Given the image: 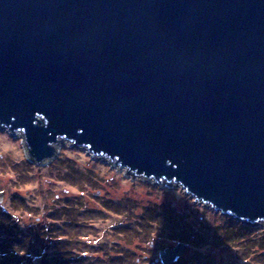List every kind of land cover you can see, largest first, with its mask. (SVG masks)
I'll return each instance as SVG.
<instances>
[{
	"label": "water",
	"instance_id": "obj_1",
	"mask_svg": "<svg viewBox=\"0 0 264 264\" xmlns=\"http://www.w3.org/2000/svg\"><path fill=\"white\" fill-rule=\"evenodd\" d=\"M0 130L264 227V0H0Z\"/></svg>",
	"mask_w": 264,
	"mask_h": 264
},
{
	"label": "rangeland",
	"instance_id": "obj_2",
	"mask_svg": "<svg viewBox=\"0 0 264 264\" xmlns=\"http://www.w3.org/2000/svg\"><path fill=\"white\" fill-rule=\"evenodd\" d=\"M16 168L10 183L37 186L9 199L31 215L11 216L17 238H0V264H159L158 252L179 243L187 246L179 264H264L263 226L235 223L176 185L131 179L70 143L42 165Z\"/></svg>",
	"mask_w": 264,
	"mask_h": 264
},
{
	"label": "clouds",
	"instance_id": "obj_3",
	"mask_svg": "<svg viewBox=\"0 0 264 264\" xmlns=\"http://www.w3.org/2000/svg\"><path fill=\"white\" fill-rule=\"evenodd\" d=\"M7 141L8 137L6 135L0 136V193L4 196L3 203H0V207L8 211L9 215L14 219H28L31 214L24 207L13 205L14 210L9 208V199L12 195L17 193L24 194L26 188H35L37 185L35 183L29 185L10 183L11 181L17 180L20 173L16 166L22 165L28 159V155L26 149L22 147L23 141H19L16 144H11L10 142L4 143ZM33 174L32 172L28 173L30 176ZM152 242L149 239L145 247Z\"/></svg>",
	"mask_w": 264,
	"mask_h": 264
},
{
	"label": "flooded vegetation",
	"instance_id": "obj_4",
	"mask_svg": "<svg viewBox=\"0 0 264 264\" xmlns=\"http://www.w3.org/2000/svg\"><path fill=\"white\" fill-rule=\"evenodd\" d=\"M3 198H4V196H3ZM3 198H2V201H3ZM1 203H2V202H1ZM1 208H2V207H0V209H1ZM4 214L6 215L5 210H3V211L0 210V238L4 236L3 234H4V231L6 230V225L8 224L9 227H10L11 233L13 232V233H12L13 235L10 236V240H11L12 242H14V240H15V235H14V234H15V232H16L14 229H15V224H16V222H13V221L10 220L11 223H7V224H6V222L3 221V219H4V217H5ZM12 222H13V223H12ZM2 224H4V227H5V228H4V231H3L2 228H1V227H2ZM12 228H13V229H12ZM0 244H1V242H0ZM171 247H172V246H170V247H166V248H171ZM179 260H180V259H179ZM179 260H178L175 264H179ZM157 263H158V262H157Z\"/></svg>",
	"mask_w": 264,
	"mask_h": 264
},
{
	"label": "trees",
	"instance_id": "obj_5",
	"mask_svg": "<svg viewBox=\"0 0 264 264\" xmlns=\"http://www.w3.org/2000/svg\"><path fill=\"white\" fill-rule=\"evenodd\" d=\"M4 216H5V217H4L3 221H5L6 224H7V223H11V222H10V220H11V216L8 215V213H6V215L4 214ZM11 221H12V220H11ZM12 223H13V222H12ZM3 226H4V224H2V227H1V228H2V230L4 231ZM15 228H16V224H15ZM12 229H13V228H12ZM9 233H11V230H10L9 225L7 224V225H6V230L4 231V234H3L4 237H5V239H6V237H7V239H10V236H8ZM12 233H13V232H12ZM12 233H11V234H12ZM17 233H18V232L15 233V238H17V237H16V236H17ZM6 234H7V236H6ZM11 234H10V235H11ZM227 238H228V236H227ZM16 240H17V239H16Z\"/></svg>",
	"mask_w": 264,
	"mask_h": 264
},
{
	"label": "snow or ice",
	"instance_id": "obj_6",
	"mask_svg": "<svg viewBox=\"0 0 264 264\" xmlns=\"http://www.w3.org/2000/svg\"><path fill=\"white\" fill-rule=\"evenodd\" d=\"M85 255H87V254L85 253Z\"/></svg>",
	"mask_w": 264,
	"mask_h": 264
}]
</instances>
